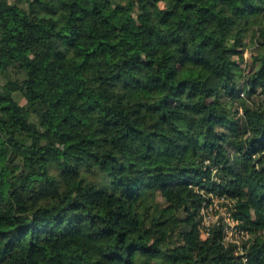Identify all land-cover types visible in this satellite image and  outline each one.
<instances>
[{"label": "trees", "instance_id": "trees-1", "mask_svg": "<svg viewBox=\"0 0 264 264\" xmlns=\"http://www.w3.org/2000/svg\"><path fill=\"white\" fill-rule=\"evenodd\" d=\"M0 264H264V0H0Z\"/></svg>", "mask_w": 264, "mask_h": 264}, {"label": "built area", "instance_id": "built-area-1", "mask_svg": "<svg viewBox=\"0 0 264 264\" xmlns=\"http://www.w3.org/2000/svg\"><path fill=\"white\" fill-rule=\"evenodd\" d=\"M217 200L214 199V201L212 202V205H210L209 207L203 206L202 208V214H203V219H202V226L205 225V230H207V227L209 226V224L215 220H217L218 214H213L210 212V210H212L213 206H216ZM219 202V201H218ZM225 209V211H222L220 209V211H222V215L223 219H222V223L224 224L223 226V240L224 241H233V240H237V231L234 230V221L230 218V215L228 214V211L226 210V207H223ZM205 214L208 217H213L211 220L208 221H204L205 220Z\"/></svg>", "mask_w": 264, "mask_h": 264}, {"label": "rangeland", "instance_id": "rangeland-1", "mask_svg": "<svg viewBox=\"0 0 264 264\" xmlns=\"http://www.w3.org/2000/svg\"><path fill=\"white\" fill-rule=\"evenodd\" d=\"M248 51H249V48L248 47H246V49L244 50V52H243V57H244V59H246L247 58V56H248ZM242 64H243V62H242ZM23 103H25L26 104V106H25V109L26 110H28L29 108H30V105L27 103V100H26V98H24L23 99ZM217 202V204H216V206H213V208H212V210H210V212L211 213H213V214H218V215H222V211H225V209L222 207V206H220V202H218V201H216ZM220 209L222 210V211H220ZM213 217H208L206 214H205V222L206 221H208V220H211ZM201 227V226H200ZM199 227V228H200Z\"/></svg>", "mask_w": 264, "mask_h": 264}]
</instances>
